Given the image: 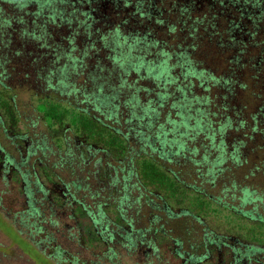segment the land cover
Masks as SVG:
<instances>
[{
    "label": "trees",
    "instance_id": "trees-1",
    "mask_svg": "<svg viewBox=\"0 0 264 264\" xmlns=\"http://www.w3.org/2000/svg\"><path fill=\"white\" fill-rule=\"evenodd\" d=\"M119 1L0 0V128L20 155L17 159L0 145V178L6 185L14 179L21 188L23 210L18 215L31 217L34 231L42 233L48 220L41 205L54 215L71 212L68 217L75 221L79 236H95L105 246L97 257L109 264H121L119 253L134 252L146 243L156 252L162 244L158 246L159 240L166 237L172 239L175 255L186 257L190 264L213 258L217 264H264V213L260 212L264 194L254 186H242L240 204L235 205L237 191L228 200L227 192L238 188L236 180L215 197L201 187H214L221 177H233L249 165L244 151L249 140L263 139L259 149L264 150V0L233 1L227 42H214L215 48L231 50L225 71L202 58L198 24H187L194 9L181 8L176 19L167 9L155 16L153 2L124 0L129 16L115 21L111 15L121 8ZM138 22L150 25L134 31ZM18 39L24 47L36 48L21 63L23 76L29 79L33 69L36 84H41L34 98L41 103L58 98L64 105H71L69 99L74 98V109L92 124L77 127L78 137L68 134V127H48L41 116L30 117L27 109H19V97L7 74L10 54H22L20 49L12 52ZM251 47H258L255 54ZM101 53L111 67L101 65ZM91 59L97 60L93 69ZM244 69L251 78H243ZM251 80L260 85L258 90L251 88ZM155 93L156 99L151 97ZM243 93L262 101L251 121L243 113L245 108L234 105ZM78 104H84L83 109ZM40 125L45 132L38 131ZM234 131L249 139L230 145L228 137ZM156 172L176 188L222 203L219 207L227 209L240 226L262 232L251 240L239 239L236 245L234 237L208 228L199 215L182 209L175 213L166 198L150 187L156 185ZM192 172L202 180L201 186L184 178V174L192 177ZM261 174L264 161L254 165L245 179ZM36 192L42 194L40 199ZM247 205L250 209H244ZM145 208L151 210L149 227L139 229L134 213L138 216ZM207 208L214 215L213 208ZM111 209L114 219L109 220L106 211ZM156 210L168 218L183 215L203 225L202 239L191 245L192 253L184 256L182 241L159 227ZM147 232L153 237L146 241Z\"/></svg>",
    "mask_w": 264,
    "mask_h": 264
},
{
    "label": "rangeland",
    "instance_id": "rangeland-1",
    "mask_svg": "<svg viewBox=\"0 0 264 264\" xmlns=\"http://www.w3.org/2000/svg\"><path fill=\"white\" fill-rule=\"evenodd\" d=\"M123 1L124 0L119 1V3H121V8L118 9L116 13L111 15L112 19L115 21L125 20L129 16L130 11L123 8ZM134 1V3H136L138 0ZM143 1H147L148 4L153 2L151 3V11L155 16L156 14H159L160 11L162 12L163 9H167V11H170L171 17L174 16L177 19V17H180L179 13L181 8L194 9L192 17L187 21V24H198L199 32L197 35L199 36V42L201 40L199 51H201L202 58L207 64L218 67V71H220V69L225 71L228 68L226 65V57L231 56V50L227 47L224 49L222 47L219 49L215 48L214 42L217 40L227 42V35H229V28L227 25L229 22H227V19H231V16L234 15V0H142V2ZM156 2H158L157 7ZM92 7H94V5ZM88 9L89 6L87 5L85 10ZM130 9L134 10L135 8L131 6ZM91 14L96 15L95 12H92ZM166 15L169 14H164V17ZM197 19L199 21H196ZM202 19L203 22L201 24ZM144 25L147 27L150 23L138 22L137 26L133 30H142L146 28ZM206 27L208 28L206 29ZM56 30L57 28L54 29V32ZM215 31H219L220 34L214 36L212 32ZM80 44H82L81 41ZM12 46V52H15V50L18 49L22 51V54L17 57L10 54L9 59H11V63L8 65L7 72V74L11 75V81L9 83L12 85L13 90L17 92L19 97V109H27L28 116L30 117L41 116L45 119L48 127H68L70 129L68 134L71 136H77V127L82 129L86 125L92 126L83 112L74 109L73 105L75 106L77 104L74 98L69 99L71 105H64L60 103L58 98H52L50 100L46 99V101L44 100L42 103L38 99L34 98V94L39 91L41 84H36V74L33 73V69L31 70L32 76L29 79L24 77L25 74L23 72V68H21V63L23 64L26 60L28 56L27 52H31V50L34 49L36 50V48L31 45L24 47L19 39L13 42ZM250 49L253 50L251 53L255 54L258 47H251ZM101 59L102 66L107 68L111 67V61L107 60L103 53H101ZM30 61L29 64H31ZM96 62L97 60H89V63L92 64V69L94 68L93 65H95ZM45 63H47V61ZM29 71L30 70L27 72L29 73ZM243 78H251L249 70L244 69ZM133 79L134 76L130 77L131 81ZM250 86L255 90L260 88V85H256L252 80L250 82ZM152 96L154 97V95ZM145 100L146 99H143V102ZM261 102L262 101L260 99H256V97L254 95L252 96L251 93H243L238 97V100H234V105H236L238 109L245 108L243 113L246 115L245 117L251 121V117L256 113L255 108L261 105ZM78 103H81V99H79ZM77 107L83 109L84 104H78ZM57 120L64 124L59 125ZM21 129L24 131L23 128ZM1 131L2 130L0 128V145L5 146L8 152L12 153L15 158L19 159L20 155L18 151L10 145V141L8 139H4ZM38 131L43 133L44 128L42 125L39 126ZM78 134L80 135L79 132ZM231 136L232 137H228L230 145H232L235 140L249 139L244 138L243 134L235 131ZM262 140L263 139L259 138L254 139L253 141L249 140L244 150L248 154L250 161L249 165H246L245 168H242L239 171H235V176L233 177L227 174L221 177L218 184L214 187H211L210 185L208 186V184L201 186L202 180L198 179L196 176L197 174L194 172H192V177L184 174V178L188 183L194 184L195 182L202 188H208L206 190L207 193L214 197L217 195H223L222 193L224 192V189L231 187L232 180H236L238 188H231V193L230 191H228L229 193L227 192L228 200L232 193L237 191V197L234 203L235 205L240 204L238 198L242 196L240 193V187L242 186H254L260 193L264 194V174L258 176L257 179H245V175L249 174V172L253 170L254 165L264 161V150L259 149L262 145ZM254 149L256 150L254 151ZM251 150H253V152ZM29 170L32 175L31 180L34 183L36 181L35 176L33 175L31 168ZM182 172L184 173V171ZM203 172L206 173L207 169L204 168ZM1 174L2 173L0 172V175ZM10 177L11 175H9V179ZM93 183H96V181ZM150 187H152L153 190H157L166 198L168 207L173 209L175 213H179L178 209H182L191 211L195 215H199L201 219L205 221L208 228L212 230L214 229L223 235L234 237L235 241H233L232 244L238 245L239 243L236 241H239V239L241 241H246L247 239L251 240L254 236L259 237V234L262 232L261 230L257 231L256 228L240 226L241 223L239 220H233V218L229 216L230 213L227 209L219 207L222 203L215 204L208 198H200L199 196L194 195L193 192L190 193L186 189H183L181 186L176 188L173 184H171L168 178H163L158 172H156V185H151ZM34 190H36V188H34ZM20 192L21 188L19 184L14 181V179L6 185L0 178V264H109L106 260L99 261L98 259L97 255L105 249V246L92 238L95 236L91 235L88 237L85 234L83 235L84 238L83 236H79L75 221L68 217L71 212L57 211L54 215L41 205V210L44 211V218L48 221L43 222L45 231L42 233L34 231L31 217L23 216L22 214L18 215L19 211L23 210V207L20 206L23 200ZM41 195L42 194L38 192L35 193V196L38 199L41 198ZM38 205L40 207V204ZM209 205L213 208L214 215L212 212L208 211L207 206ZM250 207L251 206L247 205L244 209H250ZM112 210L113 209L106 211L108 216L107 219L109 220L114 219V213ZM150 212L151 210L145 208L138 216L134 213V220L137 228L145 229L149 227ZM260 212L264 213V210L260 209ZM156 215L161 218L159 227L163 225L164 230L167 231L168 235L174 237L175 239L179 238L182 241L180 251H182L184 256L192 253L193 250L191 249V245L200 242L202 239L204 230L203 225L198 224L195 219L185 217L183 215L179 218L172 219L168 218L165 214L160 213L158 210H156ZM51 219L54 221L53 223L50 221ZM186 231H190V234H187ZM145 235L146 241L153 237L152 232H147ZM79 239H82V245H80L81 243ZM159 245L160 248H157L155 252L151 246L146 243V245L144 244V246L139 247L134 252L127 254L126 252L119 253L117 259L121 264H190V261H186V257L184 260L175 255L174 248L172 247L173 241L169 237L159 240L158 246ZM261 245L264 246V239L261 241ZM56 247H59L61 251L63 250V254L60 250L57 251ZM200 252L201 251H198L197 253ZM212 260L213 261L204 264L218 263L216 258H213Z\"/></svg>",
    "mask_w": 264,
    "mask_h": 264
},
{
    "label": "flooded vegetation",
    "instance_id": "flooded-vegetation-1",
    "mask_svg": "<svg viewBox=\"0 0 264 264\" xmlns=\"http://www.w3.org/2000/svg\"><path fill=\"white\" fill-rule=\"evenodd\" d=\"M83 19H86L85 17H82ZM74 27H77V25L76 26H74ZM152 98H155L156 99V93L154 94V97L152 96ZM154 99V100H155ZM156 105V104H155Z\"/></svg>",
    "mask_w": 264,
    "mask_h": 264
}]
</instances>
